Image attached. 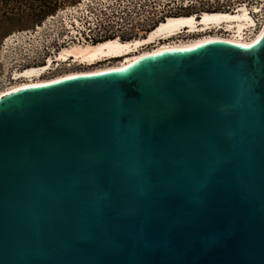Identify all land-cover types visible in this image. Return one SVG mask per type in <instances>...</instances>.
<instances>
[{"label": "water", "instance_id": "obj_1", "mask_svg": "<svg viewBox=\"0 0 264 264\" xmlns=\"http://www.w3.org/2000/svg\"><path fill=\"white\" fill-rule=\"evenodd\" d=\"M0 264H264V32L2 96Z\"/></svg>", "mask_w": 264, "mask_h": 264}, {"label": "built area", "instance_id": "obj_2", "mask_svg": "<svg viewBox=\"0 0 264 264\" xmlns=\"http://www.w3.org/2000/svg\"><path fill=\"white\" fill-rule=\"evenodd\" d=\"M243 12L248 19L241 34H237L236 27H233L237 23L235 20L209 24L205 29L200 23L202 16L206 14L235 16ZM180 18L194 19L195 31L191 32L185 27L169 37L158 36L152 41L155 44L144 46L143 49L152 50L158 43H161L160 46L165 43L173 45L205 38L219 39L211 41L252 42L264 30V0H78L48 16L40 27L37 25L33 31L23 32L35 37L44 34L43 42H29L32 47L27 50L26 58L17 63L14 72L32 67L44 68L49 63V69L41 79L59 68L69 70L77 66L79 70H83L84 64L77 59L60 58L63 51L109 41L127 43L147 40L161 24L169 19ZM228 25L231 26L230 29L227 28ZM110 61L118 63L120 59L104 60L94 66L103 67L105 65H99ZM13 74L7 82L0 80V89L15 82L12 80Z\"/></svg>", "mask_w": 264, "mask_h": 264}, {"label": "bare ground", "instance_id": "obj_3", "mask_svg": "<svg viewBox=\"0 0 264 264\" xmlns=\"http://www.w3.org/2000/svg\"><path fill=\"white\" fill-rule=\"evenodd\" d=\"M248 17L243 12L242 14L230 16V15H203L200 23L203 25L202 28L205 29L209 24H217L222 21L229 23L232 20H235L237 23L233 25L236 27L237 34H241L244 27L247 26ZM244 23H239L243 22ZM188 27L189 31L193 32L196 28V21L192 18H180V19H169L166 23L161 24L158 29L150 34L147 40H139L135 42H127L122 43L119 41H109L100 43L98 45L89 46L86 48H78L73 47L63 51L60 58H74L77 59L81 64H84V69H88L86 71L79 72H71L63 75H59L54 78L40 80L41 77L46 73L49 69L48 64L47 67H32L27 68L26 70L17 71L13 74V79L15 82L9 84V86L3 87L0 89V98L10 92L19 90L21 88H26L29 86H37L42 84H48L52 82H58L64 79L76 77V76H84V75H97L102 74L108 71H122L126 70L130 65H132L137 60L145 58L147 56L157 55L163 52L168 51H185L191 50L198 46L204 45L211 40H219V39H200L198 41L193 42H180L178 44H156V48L152 50L145 51L143 49L144 46H149V44H155L156 42H152L156 37L162 36L169 37L173 34H177L180 32L182 28ZM228 29L231 28L230 25L227 26ZM264 30H262L258 36L252 42H230L231 44L249 47L255 44L262 36ZM141 50H144L141 52ZM138 53V54H137ZM112 59H120L118 63L113 64V66L105 65L103 67H95L99 62H103L104 60H112ZM90 66H93L92 68ZM90 69V70H89Z\"/></svg>", "mask_w": 264, "mask_h": 264}, {"label": "trees", "instance_id": "obj_4", "mask_svg": "<svg viewBox=\"0 0 264 264\" xmlns=\"http://www.w3.org/2000/svg\"><path fill=\"white\" fill-rule=\"evenodd\" d=\"M78 0H0V42L12 33L33 29L48 16Z\"/></svg>", "mask_w": 264, "mask_h": 264}, {"label": "rangeland", "instance_id": "obj_5", "mask_svg": "<svg viewBox=\"0 0 264 264\" xmlns=\"http://www.w3.org/2000/svg\"><path fill=\"white\" fill-rule=\"evenodd\" d=\"M40 25H38V27H40ZM34 29L35 27L30 30L12 33L10 36H8L7 39H5L3 42H0V80L1 81L7 82L10 79V76L13 74L15 70V66H17V63L19 64V62L24 57L26 58L27 50L32 47L31 44L29 46V42H43L42 39L44 37L43 36L44 34H42L41 37H35L32 35L30 36V35L23 34V32H30V31H33ZM86 70L88 69L79 70V68L75 66V67L70 68L69 70L62 72L61 74H57L56 76L63 75L68 72H79V71H86Z\"/></svg>", "mask_w": 264, "mask_h": 264}, {"label": "flooded vegetation", "instance_id": "obj_6", "mask_svg": "<svg viewBox=\"0 0 264 264\" xmlns=\"http://www.w3.org/2000/svg\"><path fill=\"white\" fill-rule=\"evenodd\" d=\"M185 37V36H184ZM116 61H110V62H107V63H104V64H100L99 66H103V65H113L115 64ZM66 71L65 68H59L57 70H54L50 73H48L46 76H44L41 80H44V79H48V78H52V77H57L56 75L57 74H61L62 72ZM68 73H71V72H68ZM66 74V73H65ZM59 76V75H58Z\"/></svg>", "mask_w": 264, "mask_h": 264}]
</instances>
